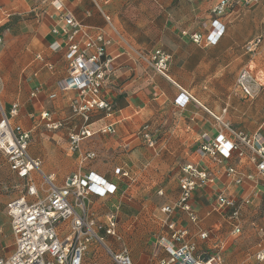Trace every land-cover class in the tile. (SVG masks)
I'll list each match as a JSON object with an SVG mask.
<instances>
[{"label": "crops", "instance_id": "obj_1", "mask_svg": "<svg viewBox=\"0 0 264 264\" xmlns=\"http://www.w3.org/2000/svg\"><path fill=\"white\" fill-rule=\"evenodd\" d=\"M218 1L0 0V120L5 116L11 125L30 133L28 153L55 184L62 185L66 176L78 173L116 185L106 196L89 195L88 208L101 224L114 216L117 237L103 230L100 234L111 250L126 246L133 264H160L168 257L159 244L170 236L166 222L186 231L184 239L195 244V256L206 258L221 249L223 264H261L254 253L264 229V196L261 184L247 177L254 172L249 155L239 159L233 154L210 166L213 183L197 189L190 201L197 222L180 209L169 216L161 211L177 196L180 167L199 160L200 136L216 134L207 110L235 129L259 133L264 139V39L252 55L244 49L249 40L264 36V0L232 2L217 16L223 26L218 40L193 42V34L205 38L212 31L209 10ZM65 15L79 21L88 35L99 29L104 32L108 40L104 58L111 69L102 90V97L111 103L110 113L94 110L86 126L91 134L73 150L69 134L79 132L83 122L69 107L76 92L59 86L67 74L65 53L71 31ZM80 37L77 34L74 40ZM157 48L169 56L167 76L156 72L149 60ZM244 66L259 84L253 99L236 88ZM181 90L198 103L176 105ZM13 104L18 105L17 114L11 116ZM43 112L49 116L42 118ZM51 122L59 127H48ZM108 126L114 132L102 131ZM143 126L154 140L152 146L142 136ZM87 153L94 157L83 159ZM228 166L242 176L240 184L225 175ZM115 168L129 177L115 173ZM31 176L34 184H42L38 173ZM26 183L10 169L0 150V257L14 248L5 205L25 193ZM219 192L236 201L248 200L238 234L232 232L227 213L216 206ZM201 232L207 236L202 238ZM83 264L114 263L104 247L93 242Z\"/></svg>", "mask_w": 264, "mask_h": 264}, {"label": "built area", "instance_id": "obj_2", "mask_svg": "<svg viewBox=\"0 0 264 264\" xmlns=\"http://www.w3.org/2000/svg\"><path fill=\"white\" fill-rule=\"evenodd\" d=\"M236 0H219L209 10L212 31L205 38L201 34H193L191 40L195 43H215L223 32V26L217 16L223 14L226 8ZM256 2L258 0H240ZM60 4L56 7L60 8ZM1 10V8H0ZM65 24L71 27L68 39L69 44L65 53L67 59L66 77L60 80L59 86L63 90H74L76 96L69 102L73 114L79 116L83 127L79 132L69 134L70 148H77L79 141L91 134L86 129L94 110H104L110 113L111 103L102 97V90L110 78L111 69L109 60L104 58L105 47L108 44L104 32L99 29L93 35H88L81 25L71 15L63 16ZM80 34V39L74 38ZM264 39L263 35L257 36L246 42L244 49L251 53ZM1 41V35H0ZM252 59V58H251ZM149 60L156 72L166 75L169 56L161 49H155ZM236 88L239 93L253 99L259 91V84L253 74L242 67L236 77ZM177 98L176 105L184 106L190 100L198 103L193 96L184 90ZM53 96V95H51ZM17 104H13L10 115L17 114ZM213 119V137L205 133L200 136L197 147L199 160L183 164L178 176V193L171 204L164 205L161 211L169 216L174 210L184 211L191 222H197L190 201L193 193L214 179L210 166H218L233 154L242 159L249 155L254 164L253 174H248L249 179H255L262 186L264 196V139L259 133L246 134L235 129L220 115L207 110ZM47 112L41 114L42 118L48 117ZM48 127L58 128L59 123L51 122ZM102 131L112 133V126L101 128ZM147 145L152 146L154 140L148 135L147 126L141 129ZM30 133L20 125H11L3 116L0 120V150L9 162L10 169L19 178L26 179L25 193L12 198L6 205V214L13 235L14 248L8 256L0 257V264H83V256L88 246L96 242L104 247L108 257L114 264H133L129 249L121 246L118 250H111L105 246L104 238L100 234L117 237L116 221L113 215L107 218L105 224L95 221L89 208L88 196H106L116 190V185L97 176H82L73 173L66 176L62 185L54 183L52 175H45L40 170V161L28 153ZM94 157V153H87L83 159ZM207 160L203 163L202 160ZM32 172L38 173L42 184L37 186L31 176ZM115 173L129 177L128 173L115 168ZM226 176L235 184H240L242 176L236 174L231 166L224 168ZM133 179H130L132 182ZM216 206L227 213V221L235 234L241 231V215L247 199L236 201L219 192L215 198ZM170 230L169 239H160L159 244L167 252L168 257L162 259L160 264H223L221 249L206 258L195 256V244L184 239L186 231L177 228L173 222H166ZM202 238L207 236L201 232ZM255 259L264 264V229L256 243Z\"/></svg>", "mask_w": 264, "mask_h": 264}]
</instances>
